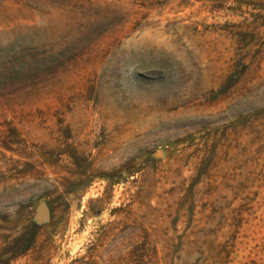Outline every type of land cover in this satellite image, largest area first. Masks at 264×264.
<instances>
[{
    "label": "rangeland",
    "instance_id": "374dc122",
    "mask_svg": "<svg viewBox=\"0 0 264 264\" xmlns=\"http://www.w3.org/2000/svg\"><path fill=\"white\" fill-rule=\"evenodd\" d=\"M0 264H264V0H0Z\"/></svg>",
    "mask_w": 264,
    "mask_h": 264
},
{
    "label": "water",
    "instance_id": "95a60500",
    "mask_svg": "<svg viewBox=\"0 0 264 264\" xmlns=\"http://www.w3.org/2000/svg\"><path fill=\"white\" fill-rule=\"evenodd\" d=\"M162 152L157 150V155H161ZM51 217V211L48 203L44 200L40 201L35 208L34 220L38 224L49 222Z\"/></svg>",
    "mask_w": 264,
    "mask_h": 264
}]
</instances>
